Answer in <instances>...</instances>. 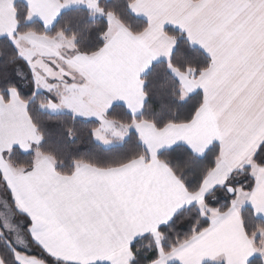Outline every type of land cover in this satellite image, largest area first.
<instances>
[{
	"label": "snow or ice",
	"instance_id": "obj_1",
	"mask_svg": "<svg viewBox=\"0 0 264 264\" xmlns=\"http://www.w3.org/2000/svg\"><path fill=\"white\" fill-rule=\"evenodd\" d=\"M0 264H264V0H0Z\"/></svg>",
	"mask_w": 264,
	"mask_h": 264
}]
</instances>
